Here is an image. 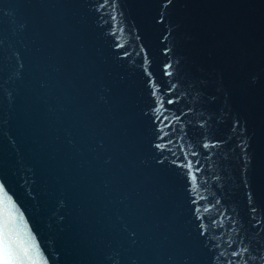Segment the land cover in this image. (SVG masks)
<instances>
[{
	"label": "water",
	"instance_id": "1",
	"mask_svg": "<svg viewBox=\"0 0 264 264\" xmlns=\"http://www.w3.org/2000/svg\"><path fill=\"white\" fill-rule=\"evenodd\" d=\"M0 264H264V0H0Z\"/></svg>",
	"mask_w": 264,
	"mask_h": 264
}]
</instances>
